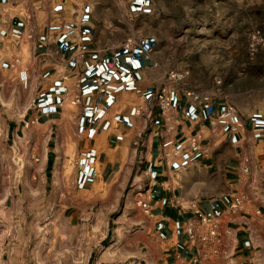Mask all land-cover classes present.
Listing matches in <instances>:
<instances>
[{"label":"crops","instance_id":"1","mask_svg":"<svg viewBox=\"0 0 264 264\" xmlns=\"http://www.w3.org/2000/svg\"><path fill=\"white\" fill-rule=\"evenodd\" d=\"M151 5L126 0L125 24ZM100 6L113 9L111 0H0V222L21 200H40L43 264H220L224 255L247 264L253 248L264 254V227L243 209L264 190V109L246 112L209 91L195 99L168 80L155 35L114 38L122 22L98 15ZM228 104L242 118L236 131L215 123ZM69 133L71 179L59 165L71 158L61 144ZM15 151L26 159L20 172ZM236 195L242 208L230 212Z\"/></svg>","mask_w":264,"mask_h":264},{"label":"rangeland","instance_id":"2","mask_svg":"<svg viewBox=\"0 0 264 264\" xmlns=\"http://www.w3.org/2000/svg\"><path fill=\"white\" fill-rule=\"evenodd\" d=\"M111 1L112 17L122 22L110 33L114 38L153 34L162 52L160 66L186 72L181 80L184 87L227 97L246 112L264 109V0H152L148 14L134 15L131 24H125L130 18L121 16L126 0ZM96 10L98 15L109 12L111 16L103 6ZM7 86L16 89L14 84ZM71 134L66 135L68 142L61 143L71 158H59L68 179L74 171ZM4 165L0 155V169ZM260 171L264 186V168ZM41 207L38 199H23L13 208L0 231V236H9L5 247H0V264H43L46 224L37 217ZM243 209L264 227V190L257 201L247 196ZM220 264L235 263L224 255ZM247 264H264L259 247L253 248Z\"/></svg>","mask_w":264,"mask_h":264},{"label":"built area","instance_id":"3","mask_svg":"<svg viewBox=\"0 0 264 264\" xmlns=\"http://www.w3.org/2000/svg\"><path fill=\"white\" fill-rule=\"evenodd\" d=\"M74 32H75V28L71 27L68 30H66L65 34L66 35H73ZM185 74H186V72L181 73L178 71L170 70L167 78L172 83H179L183 79ZM17 79H18L20 86L23 89H27V87L29 85V75H28V72L25 68H22L18 71ZM101 90H104V88H101ZM187 93L189 95L193 96L195 99L207 100L209 97L208 95H202V94H200V92L193 90V89L188 90ZM156 98H157L158 104L160 105V107L163 110H167L169 108V106H170V94H169V89L166 86H162L157 91ZM215 123L218 125H229L233 131L238 130L243 124L240 114L238 113V111L236 110V108L232 104H228L222 110V112L216 117ZM171 142H172L171 140H166V141H164L163 146H168L171 144ZM190 144L191 145L195 144V140L194 139L191 140ZM142 205H143V207H147L146 203H143ZM241 208H242V198L240 196L236 195L233 197L232 201L230 202L228 210L230 212H236V211L240 210ZM195 213L198 215L200 221L203 224H210L211 218L209 216H207L202 210H200L199 208H195ZM187 232L190 235L193 233L192 226L187 227ZM209 234L215 235L216 234L215 228H213V227L210 228ZM203 238H205V236H203Z\"/></svg>","mask_w":264,"mask_h":264},{"label":"bare ground","instance_id":"4","mask_svg":"<svg viewBox=\"0 0 264 264\" xmlns=\"http://www.w3.org/2000/svg\"><path fill=\"white\" fill-rule=\"evenodd\" d=\"M26 108H27V106H24V107H22L21 109L19 108V111L17 112V117L20 119V118H22V116L24 115V113H25V110H26ZM15 116H16V114H15ZM16 117V118H17ZM11 161L13 162V164L16 166V168H17V171H23V167L25 166V162H26V159H25V156L23 155V154H21V153H19V152H17V151H15V153H13V155H12V157H11ZM28 160V159H27ZM28 162V161H27ZM6 195H7V193H5V195L3 196V198H1L0 199V202H1V204H2V202L5 200V198H6ZM4 203V202H3ZM3 210V209H2ZM4 211V210H3ZM3 211H2V214H3V217H2V222L3 223H1L3 226H1V230L3 231L5 228H6V226H5V224L7 223L6 222V220H7V212L6 213H3ZM5 212V211H4ZM8 221V220H7Z\"/></svg>","mask_w":264,"mask_h":264}]
</instances>
